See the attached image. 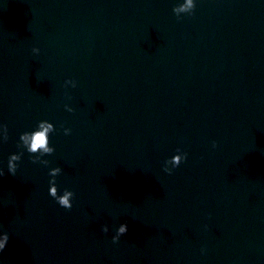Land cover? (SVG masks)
I'll return each mask as SVG.
<instances>
[{
  "label": "water",
  "instance_id": "1",
  "mask_svg": "<svg viewBox=\"0 0 264 264\" xmlns=\"http://www.w3.org/2000/svg\"><path fill=\"white\" fill-rule=\"evenodd\" d=\"M183 2L0 0V264H264V0ZM41 119L71 209L27 153L7 172Z\"/></svg>",
  "mask_w": 264,
  "mask_h": 264
},
{
  "label": "clouds",
  "instance_id": "2",
  "mask_svg": "<svg viewBox=\"0 0 264 264\" xmlns=\"http://www.w3.org/2000/svg\"><path fill=\"white\" fill-rule=\"evenodd\" d=\"M196 6V0H184V2L173 8L172 12L177 17L181 18V14H187L191 16L193 10ZM32 53L39 51L38 48L33 47L31 49ZM77 85L76 80L66 78L61 87L75 88ZM64 109L67 112H73V108L65 103L63 105ZM58 130H62L64 135H69L71 129L64 127L62 124L54 126L52 122L47 119L38 120L35 125L28 129L20 132L16 141V146L18 151L10 152L6 160V168L9 174L15 175L21 161V157L24 153H27L29 159L33 163H38L47 168L48 176V195L56 202V204L64 209H71L73 206L74 192L68 188H64L58 194L56 177L62 173V168L60 166L49 167L50 161L45 157L51 156L55 148L50 144V136L55 134ZM8 139L7 126L0 123V142L6 141ZM212 148L216 147V141L211 142ZM187 159V153L181 151L177 148L170 157H167L164 163L163 171L165 173L171 174L174 169H176L182 162ZM4 175V167L0 166V176ZM55 186V187H54ZM207 224L204 225V228L207 229ZM101 231L104 233L108 232L107 225L101 226ZM127 225L126 223H120L119 227L115 229V233L111 236V241L113 244L117 243L120 237L126 233ZM8 236L7 233L0 232V250H3L5 244L7 243ZM206 249L201 247L200 252L204 254Z\"/></svg>",
  "mask_w": 264,
  "mask_h": 264
}]
</instances>
